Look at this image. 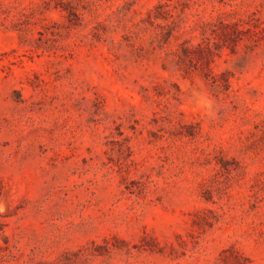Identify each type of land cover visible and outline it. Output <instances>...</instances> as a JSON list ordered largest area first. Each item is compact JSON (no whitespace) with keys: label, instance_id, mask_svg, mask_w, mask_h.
<instances>
[{"label":"rangeland","instance_id":"1","mask_svg":"<svg viewBox=\"0 0 264 264\" xmlns=\"http://www.w3.org/2000/svg\"><path fill=\"white\" fill-rule=\"evenodd\" d=\"M0 264H264V0H0Z\"/></svg>","mask_w":264,"mask_h":264},{"label":"trees","instance_id":"2","mask_svg":"<svg viewBox=\"0 0 264 264\" xmlns=\"http://www.w3.org/2000/svg\"><path fill=\"white\" fill-rule=\"evenodd\" d=\"M237 26H238L237 23H234V24H222V28L223 29L219 33L216 34L217 39L220 42H222V43L220 44V42H219V45L215 49H217L219 51V50H221L223 47H225L227 45V44H225L226 39H228V36H229L230 32L235 33L233 28L237 27ZM235 30H237V29H235ZM198 55L202 56V53H199ZM204 55H206V54H204ZM208 55L209 54L207 53V56Z\"/></svg>","mask_w":264,"mask_h":264}]
</instances>
